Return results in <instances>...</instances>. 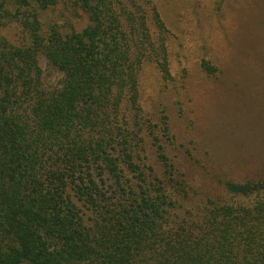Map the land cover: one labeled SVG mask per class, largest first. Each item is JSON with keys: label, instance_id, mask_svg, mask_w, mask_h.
Masks as SVG:
<instances>
[{"label": "trees", "instance_id": "trees-1", "mask_svg": "<svg viewBox=\"0 0 264 264\" xmlns=\"http://www.w3.org/2000/svg\"><path fill=\"white\" fill-rule=\"evenodd\" d=\"M55 10L86 23L45 28ZM169 35L153 0H0V264H264V179L183 210L141 101Z\"/></svg>", "mask_w": 264, "mask_h": 264}, {"label": "rangeland", "instance_id": "rangeland-1", "mask_svg": "<svg viewBox=\"0 0 264 264\" xmlns=\"http://www.w3.org/2000/svg\"><path fill=\"white\" fill-rule=\"evenodd\" d=\"M153 5L170 33L171 76L144 63L143 107L153 124L168 122L162 145L173 172L189 187L183 210L207 198L228 199L226 184L264 179V0ZM66 16L50 11L42 21L45 28L59 24L66 30L86 23ZM156 145L146 136L143 156L159 170Z\"/></svg>", "mask_w": 264, "mask_h": 264}]
</instances>
